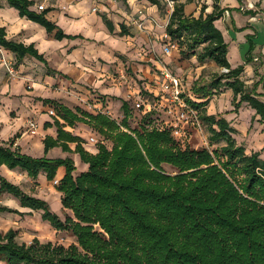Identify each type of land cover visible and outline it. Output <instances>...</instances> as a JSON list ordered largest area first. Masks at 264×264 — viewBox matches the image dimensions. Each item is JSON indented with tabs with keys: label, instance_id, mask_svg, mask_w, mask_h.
Here are the masks:
<instances>
[{
	"label": "trees",
	"instance_id": "1",
	"mask_svg": "<svg viewBox=\"0 0 264 264\" xmlns=\"http://www.w3.org/2000/svg\"><path fill=\"white\" fill-rule=\"evenodd\" d=\"M4 1L20 18L38 24L56 41L83 39L65 34L49 20L46 16L52 9L32 10L34 0ZM146 1L160 12L166 5L161 0ZM169 1L173 9L165 34L177 45L179 57L195 58L201 66L214 63L226 70L209 81L198 78L193 82V97L181 95L189 107L201 110L199 116L208 129L210 143L224 145L211 151L181 149L168 130L145 126L140 131L131 129L127 101H121L123 118L117 122L101 112L93 114L79 107L73 111L53 100H44L43 104L53 105L58 117L53 118V124H44L56 129L55 138L43 139L44 154L60 148L78 155L87 170L75 173L71 158L22 154L12 149L14 138L0 143V166L25 172L33 180L43 174L48 182L63 167L64 175L55 188L61 194V207L72 216L61 219L46 201L24 193L1 175L0 194L12 196L30 212H41L42 221L56 232L71 235L75 243L65 247L36 238L30 244L18 243L17 233L10 229L0 235V264H264V160L260 152L246 153L236 143V129L227 119L208 115L205 110L212 97L225 87L232 92L233 112L246 104L264 124V74L248 89L241 80L244 66L231 67L228 44L215 25L226 10L220 8L219 0H212L209 13L207 4H200L202 0ZM196 2L200 4L199 15H186L184 7ZM247 14L254 16L255 12ZM101 19L112 34L113 22L105 16ZM119 36H128L123 26ZM256 40L257 35L247 36L239 46L244 65L252 61ZM0 47L15 55L16 65L29 56L48 69L44 56L33 44L8 39L1 26ZM150 114L141 120L146 122ZM77 123L109 141L111 148L98 140L97 152H87L84 140L65 130ZM70 144L75 145L73 150ZM163 165L174 168L176 173H165ZM2 214L22 215L0 205Z\"/></svg>",
	"mask_w": 264,
	"mask_h": 264
},
{
	"label": "crops",
	"instance_id": "2",
	"mask_svg": "<svg viewBox=\"0 0 264 264\" xmlns=\"http://www.w3.org/2000/svg\"><path fill=\"white\" fill-rule=\"evenodd\" d=\"M34 1L35 5H37L36 3H38V0ZM248 2H261L260 7L264 8V0H248ZM1 3L0 26L5 28L7 38L23 43L24 45L33 44L38 53L44 56L49 70L32 57L26 56L23 58L21 62L16 65L17 73L27 70L28 72L25 71L26 75H24V81L32 82L34 89L31 93H26L28 95L16 94L9 87L5 86L6 71L4 72L5 69L0 63V143H8L9 140L17 135L13 141L12 149H18L20 153L33 158H40L43 156L50 159L71 158L76 167L75 173L79 174L84 172L87 170L88 166L80 162L76 154L63 152L57 147L50 149L46 155L44 154L43 139L46 136L55 138L56 129L54 126L44 127L45 123L53 124V120L45 114L49 106H45L37 98L41 97L46 100H54L57 101L58 104L63 105V101H59L63 97V94L52 92L51 89V87H56L57 84L61 87L69 88L70 95L74 97V99H77V97L86 98L87 93L92 90L102 96H106L105 105H110L113 102L112 97L119 96V91L123 88H114L116 81L111 76V68L120 67L121 63L118 56H122V54H125L128 50L132 51L129 53L131 56L130 59L128 58V62L137 58L136 55L134 56L133 52L135 45L128 48V44H123L118 41V39L112 38L101 17L105 16L111 18V16H113L112 12L115 10L123 11V2L120 0H43L41 4L44 8H46L45 6L47 5V8L52 9L47 16L49 20L55 22L65 34L73 36L80 35L83 37V39H64L62 41H56L52 34H47L38 24L28 21L25 18H20L18 12L8 7L4 0H1ZM206 4V12L209 13L212 10V0H206ZM244 4L245 0H219L218 4L221 9H228V14H224L223 16V19L226 21V28L224 27L223 30L217 28L222 32L225 42L228 45L231 43L236 48H239L241 44L245 43L247 36L255 34L253 31L254 24L248 25L244 16L241 15L242 13H240V15L235 13V11H238V8ZM125 6L134 14H136L135 12H138L140 8H145L147 13H145L144 17L148 16L151 19L144 18L146 20L142 23L143 30H147V33L153 31L154 24L151 21L153 19L155 23L159 22L161 27L159 32H163V35H165V26L172 9L167 11L164 16H161L157 7L152 6L146 0H126ZM199 8L200 4L197 2L192 3L184 7V12L186 15L192 14L196 17L199 15ZM93 9H95L96 12H92ZM32 10H36L35 6L32 7ZM247 17H249V15L245 18ZM226 18H228V20ZM112 20L114 21V19ZM228 21L232 22V24L230 25ZM243 27L245 30L237 32L238 29H243ZM116 28L118 29L117 25ZM230 33H233L234 38H231L229 41L227 36ZM1 50L4 57L13 60L15 63L17 62L14 54L3 48H1ZM174 52L179 56L178 51L174 50ZM236 59L237 61L235 63H242L239 57ZM142 60L151 63L152 66L158 64L155 57L152 55L142 57ZM193 60L196 62L195 58L192 59V62ZM176 63L181 64L183 62L176 60ZM28 65H30V67ZM45 70H48V72L46 73ZM144 74L145 76L148 75L147 73ZM29 94H34V96L29 97ZM89 94L90 93H88V95ZM87 97L90 98V96ZM63 106H65V104ZM107 109L109 108H105V110L103 109L99 112L110 116L118 122V118H114L110 112H107ZM71 110L74 111L75 109ZM93 114L95 113L93 112ZM29 120H34L37 123L38 127L35 134H30L29 130H27V122ZM82 126L84 128H81ZM65 130L82 138L84 142H86L84 143L85 145L94 148V153L97 152L96 145L88 142L90 138H94L97 134L88 126L77 123L72 128L65 127ZM74 146V144L69 145L71 150L74 149ZM57 174L58 179L62 178L64 175V168L60 167ZM0 175L10 183L18 186L24 193L47 201L45 198L32 194L33 188L40 189L43 184L48 182L44 175L40 174L36 180H33L29 178L25 172L9 170L4 165L0 166ZM1 195L5 197V201H10L12 203L10 208L18 209L17 205H19V203L15 198L7 194ZM1 204L3 206H8L7 203ZM19 209L30 212V210L21 208L20 206ZM19 209L18 211H20Z\"/></svg>",
	"mask_w": 264,
	"mask_h": 264
},
{
	"label": "rangeland",
	"instance_id": "3",
	"mask_svg": "<svg viewBox=\"0 0 264 264\" xmlns=\"http://www.w3.org/2000/svg\"><path fill=\"white\" fill-rule=\"evenodd\" d=\"M161 1L162 4L166 3V0ZM247 1L248 0H245V4ZM37 2L38 3L36 4L39 5L43 2V0H38ZM203 2L206 3V0H202L200 4ZM253 4V9L244 8V11H241L238 8V11H235L237 15H240V13H242L241 15L244 16V19H246V23L248 25L254 24L253 31L255 32V34L249 35H257L256 48L250 56L252 61L249 62L248 65H244L245 59L243 60L241 58L239 48L234 47L231 43L228 45L229 56L227 55V59L228 57H230L229 59L231 63H229L232 68L240 65L244 66V71L241 74V80L244 82L248 89H251L253 85L258 81L259 76L264 74V8L260 7L261 2H256ZM37 5H35L36 10ZM172 6L173 5L171 3H166V5L163 7L162 12L159 11L160 15L164 16L167 11L173 9ZM45 7L46 8H44V10L47 9V5ZM122 7L123 11L115 10L114 12H112L113 16H111V18L107 17L110 20L114 19V21L112 20V22L115 26V30L110 35L112 38L116 40L118 39V41H120L121 43L128 44V48L135 45V47L133 48V52L134 56L136 55L137 58L131 60V62H128V58L130 59L131 56L129 53L132 52L131 50H128L127 52H125V54H122V56H118L121 63L120 67L111 68V76L116 81V85L114 88H123L121 91H119V96L112 97L113 102L110 105H105L106 96H102L97 92H93L91 89H89L91 91L88 92L90 94L88 95L87 93V96H90V98L86 96V98L77 97V99H74V97H71L70 95V89L61 87L59 84H57L56 87H51L52 92L62 93L63 97L59 101H63L65 107H70L69 109H75L79 107L84 111L97 113L103 109L105 110V108H109L107 109V112H110V114H112L114 118H118V122L123 118L121 101H127L131 110V116L128 121L131 129L140 131L143 126L148 128L154 127L159 130H168L171 135L170 127L172 126V124L179 123L177 121L176 115L177 110H181L183 107L181 105H178V103L174 101L170 92L171 84L166 77V73H169L179 80L180 99L183 104H185V106L189 107L184 102V99L181 98V95L183 94L192 96L190 89L193 82H195L198 78L201 79V82L209 81L215 74H221L223 72H226V70L219 69L214 63H207L201 66L197 62H195V60H193L192 62L193 58L189 60H182L174 52V50L177 51V46L176 49H170V44H172V42H170V39L166 34L165 37V35H163V32H159V30H161L159 22L155 23V21L152 19L151 21L154 24L153 31L147 33V30H143L142 23L144 22V20L151 19L148 16L144 17L145 13H147V10L145 8L139 9V11H141V14L138 13L139 11H136V14H134L126 8L125 3H123ZM248 11L255 12V15H249V17L245 18L246 16H248ZM92 12L94 11L92 10ZM49 13L47 14V16L49 15ZM224 14H228V9L224 11L223 16ZM223 18L224 17L215 22L216 27H218L220 30H223L224 27L226 28V21ZM226 19L228 20V18ZM228 23L230 25L232 24V22L229 21ZM116 25L118 26V29L116 28ZM121 26L124 27V31L128 34V36H119ZM227 38L229 39V41L231 38H234L233 33L228 34ZM247 48L248 45L244 47L243 51H241L242 55L247 52ZM150 55L155 57V60L158 62L157 65L155 64V66H152L151 63H147V61L142 60V57H147ZM237 57L242 60V63H235L237 61ZM176 60H178L179 62L182 61L183 63L178 64L176 63ZM13 63V76H10L4 70L6 75V80L4 83L5 86L9 87L16 94L31 93L34 89L33 83L24 81V75H26L25 71H28L25 70L17 73L16 63L14 61ZM28 66L30 67V65ZM45 71L46 73L48 72V70ZM144 73H147L148 75L145 76ZM257 91L261 93L260 88ZM29 95V97L34 96V94ZM37 99L42 103L44 100H46L42 99L41 97H38ZM231 100L232 92L230 90H227L225 87H222L219 93L212 97V99L210 100V104L205 110L208 115H222L225 119H227L231 123V126L236 129V134L234 135L236 143L238 145H242L245 148L246 153H250L253 151L260 152V158L264 160V124L261 122L258 116L254 115V111L251 110L246 104H242L237 112H233L234 107L231 105ZM54 102L58 103L57 101ZM137 104L140 105L141 108H138ZM45 106H49L45 111V114L53 120V116H50L48 113L50 109L54 110V108L52 107L53 105L48 104ZM145 106L148 107L146 109H151L149 112L151 114L146 122H144V120H141L142 116L144 115L142 113V109L145 108ZM193 110L194 115L200 121V129H197L190 124L186 125L182 134V138L181 140H179L181 141V145L171 135V138L174 140L177 147L181 149L207 148L209 151H211L224 145L223 142L210 143L208 129L206 125L202 123L199 116L201 110ZM54 112L56 114L55 110ZM192 114L193 113L190 114L191 117L189 118V123L193 120ZM81 128L84 127L82 126ZM94 139L103 140V138H99V136L97 135L94 137ZM103 142L108 147V149L111 148V143L109 141L103 140ZM83 147L87 152L95 154L94 148L88 147L85 144L83 145ZM163 170L169 175H174L176 173L175 169L168 165H163ZM57 177L58 174H56L54 180L58 179ZM32 191V194H34L35 196L45 198L48 201L46 202L48 203L50 210L56 213L61 219H64L66 216H72V213L70 211L64 210L61 207V194L56 191L55 186L52 185V181L43 184L40 189L33 188ZM4 198L5 197L0 194V205H2L1 203H7L8 207H10L12 203L10 201H5ZM17 206V208L19 209V205ZM19 210L20 211L18 212L22 215H0V235L12 229L17 233L16 241L18 243L30 244V242L34 238L43 243L51 242L53 244L63 245L65 247H68L69 245L75 243V238H73L71 235L66 232H56L49 226L48 223L42 221L40 217L41 212H29L22 209Z\"/></svg>",
	"mask_w": 264,
	"mask_h": 264
},
{
	"label": "built area",
	"instance_id": "4",
	"mask_svg": "<svg viewBox=\"0 0 264 264\" xmlns=\"http://www.w3.org/2000/svg\"><path fill=\"white\" fill-rule=\"evenodd\" d=\"M166 3H171L173 5V3L169 0H166ZM253 6L254 4L253 3H249L248 1L246 2L245 5L241 6V8H239L241 11H244V8L246 9H253ZM37 12H41L44 10V6L42 4L40 5H37ZM173 7V6H172ZM93 11L95 12V10L93 9ZM139 14H141V11L138 12ZM140 27H141V24H140ZM176 44L175 43H172L170 44V49H176ZM0 63L2 65V67L5 69L6 73L9 74L10 76H13L14 75V63L12 60L10 59H7L6 57L3 56V52L0 48ZM166 77L168 78L170 84H171V89H170V92H171V95L174 99L175 102L178 103V105H181L182 109L181 110H177V121L179 122L178 124H172V126L170 127L171 129V135L172 137L181 145V138H182V134H183V131H184V128L186 125H192L193 127L197 128V129H200V121L199 119L194 115V110L185 106V104H183V102L181 101L180 99V91H179V86H180V82L179 80L170 75L169 73H166ZM137 107L138 108H141L140 105L137 104ZM148 107L145 106V108L142 109V113L145 115L147 113L150 112V108L149 109H146ZM189 111H188V110ZM49 115L50 116H53V118H58L54 112L53 109H50L48 111ZM191 113L192 116H193V120L189 123V118L191 117ZM37 123L34 121V120H29L27 122V130H29L30 134H35L36 133V130H37ZM88 142L90 143H93L94 145L97 144L98 140H95L94 138H90L88 140ZM58 182L59 180L56 179V180H53L52 181V185L53 186H57L58 185Z\"/></svg>",
	"mask_w": 264,
	"mask_h": 264
},
{
	"label": "bare ground",
	"instance_id": "5",
	"mask_svg": "<svg viewBox=\"0 0 264 264\" xmlns=\"http://www.w3.org/2000/svg\"><path fill=\"white\" fill-rule=\"evenodd\" d=\"M228 56H229V53H228ZM230 57H228V61H230V59H229ZM231 62V61H230Z\"/></svg>",
	"mask_w": 264,
	"mask_h": 264
}]
</instances>
